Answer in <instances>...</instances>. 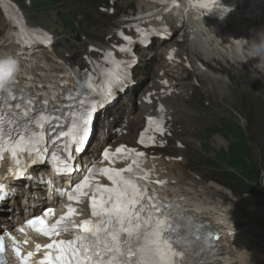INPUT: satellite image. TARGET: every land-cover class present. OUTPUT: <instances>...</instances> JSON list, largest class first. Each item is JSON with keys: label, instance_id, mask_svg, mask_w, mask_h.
Wrapping results in <instances>:
<instances>
[{"label": "bare ground", "instance_id": "1", "mask_svg": "<svg viewBox=\"0 0 264 264\" xmlns=\"http://www.w3.org/2000/svg\"><path fill=\"white\" fill-rule=\"evenodd\" d=\"M237 30V28H235ZM186 43L185 46L182 48L183 52L187 51V53L190 55L200 56L202 55L204 60H207V56L211 53L212 49L209 44L207 47V39L205 37V31L201 29L197 25H186ZM14 27H9V29L6 32V35L0 39V62L3 61H11L10 56L5 57V53L8 49L13 48V42H14ZM236 32L233 31H227L226 34L223 36H219L218 38L221 40L223 45V58L229 59V58H235L239 56L240 54L244 53V49L242 47L241 41L236 42L231 37H236ZM188 37H190V41H188ZM215 42V39L212 40ZM16 46V44H15ZM87 45L83 47V54H86ZM216 51L214 52V55H216L219 52V48H215ZM32 48H27V50H24L23 59L21 63H16V65L20 66L19 70H16V72H19V74L24 75V70L27 68V71L30 72L28 74L29 78L24 79L23 82L25 88H29L34 84V80L36 78L39 79V81H43L41 79L46 78L44 81L45 84L48 86L53 87L56 89H61L63 86L62 84H57L55 80H61V78L66 80H71V75L68 74V68L67 64L69 66L76 65L80 68L87 66V63L85 60H87L86 57H77L75 54L69 53V55H65L66 51H62L60 53L59 51H53V55L50 57V61L47 58V60H41V67H37L36 69H39V71L36 70L34 72V67L36 66V62L32 60ZM204 52V53H203ZM206 52V53H205ZM264 56V53L262 54ZM17 56V55H16ZM43 58L46 56H42ZM2 58V59H1ZM24 64V65H23ZM66 64V65H65ZM26 74V73H25ZM17 77H21L20 75ZM61 77V78H60ZM173 81V80H172ZM50 82V83H48ZM174 82V81H173ZM152 88H158L157 81L152 82V86L149 87V90ZM53 89V92H54ZM51 90V89H50ZM175 92L172 94H176L174 97L175 99H180L181 92L177 89L174 90ZM54 94V93H53ZM167 98V97H166ZM165 98V99H166ZM130 125H133L132 121H129ZM171 126H173V121H171ZM127 139V136L123 137V141ZM176 149L180 150V153L183 152V147H177L176 143ZM163 155H158L154 157V159H148V162H154L156 161V164L162 168L168 169V171H165L161 176L166 177L167 179L172 180V177L170 174V167L168 168L166 166V162L164 161ZM169 163L168 165H170ZM174 164V163H173ZM172 164V167H174ZM184 183L180 182L178 179H174V182L171 183V195L181 197L183 202H186L188 205H197V208H204V210L201 213H215V223H218V225L223 228L227 233H229L230 238L234 239V244L227 248L224 247L222 249L225 250L223 255L214 260L212 263L208 264H245L247 261L246 259L250 256V246L252 243L250 240L246 237L249 235H253L249 228L257 227L261 230L260 234V240L264 241V207L260 205H254L251 201V198H244V199H238L235 197V201L232 203V211L230 204H222L220 202H213L211 204L210 202H205L199 198L198 195H196V186L195 185H188L187 187L181 186ZM215 188H217L215 184H213ZM223 192H226L230 194L229 189L224 188ZM224 198V195L221 196ZM199 198V199H198ZM254 202V201H253ZM230 206V207H229ZM227 241H231L230 239H227Z\"/></svg>", "mask_w": 264, "mask_h": 264}, {"label": "rangeland", "instance_id": "2", "mask_svg": "<svg viewBox=\"0 0 264 264\" xmlns=\"http://www.w3.org/2000/svg\"><path fill=\"white\" fill-rule=\"evenodd\" d=\"M19 3L24 7V11L27 12V16L28 18L31 19L32 23L34 24H40L43 27L51 30V31H55L58 34L62 35L64 32H67L65 30H61L57 28V25H55V23H53V19L54 18H59V17H54L53 19H48L46 18L45 15H43V13L40 12H44V6H39L37 5L35 8L38 9L39 12H33L32 9L30 7H27L28 5H26L24 3V0H18ZM41 4V3H40ZM98 15H100L101 13L97 12ZM57 16H59L60 14H55ZM104 23H111L112 21L110 20V18H102ZM57 24V23H56ZM6 28L5 25V21H3L1 19V15H0V35L3 34L4 30ZM103 32V30L101 28L97 29L96 33L97 34H101ZM58 47L61 48H67V45H71V42L66 43L65 41L62 40V38L60 37L58 39L57 42ZM146 64L143 65L144 69H148V73L147 78L148 77H152L153 73L155 72L154 70V66H155V62H152V64L149 66V64H147V61H145ZM198 84L199 87V93L201 95V97L204 99L205 103H211L213 105L209 106L210 109L208 108H201L200 110L205 111L210 118H212V121H218V119L222 118L223 116H230L232 115L231 113H233L231 111L232 108H235L234 105H237L240 108V112H241V116H242V121H246V126H247V137L249 140H251V145H253V151H257L260 156L257 157L256 162L259 165L263 164V154H264V129H260L257 125V118L253 115L252 112V108H249V105L247 103H245V100L243 98H241L240 100H237L235 98L234 95L230 96V98H228V100L225 101V105H223V99L219 98L218 92L215 89H212L211 87L208 86L207 82L205 81V78L203 75H199L198 77ZM184 84L189 85L191 82L190 81H184ZM256 87L258 88L259 94H261L262 96H264V93L262 92L263 89L262 87L256 85ZM254 96L256 97L257 101L261 104L260 99L258 97L257 94L253 93ZM251 104V103H250ZM122 106H126V102H124L122 104ZM251 106H253V110L257 111L258 110V106L255 103H252ZM262 106V105H261ZM196 111V110H195ZM236 117V116H234ZM233 117V119H234ZM217 136V135H214ZM212 146H218L219 144L215 141L212 140ZM185 154L188 157V163L189 166L195 163V161H201L197 154L196 151L193 150V147L191 145H187L185 148ZM180 166H182L183 162H177ZM195 165V164H194ZM191 168V166H190ZM195 169L198 171L202 172V178L200 180H202L203 182H208L207 178H212V176L214 175V170L212 168L206 167L204 165L202 166H196L195 165ZM189 178L193 180V178L198 179V177H196V175L190 173L189 174ZM187 183V182H186ZM214 189L211 190L208 195L211 198V194L213 193ZM244 194L241 193V196H243ZM251 198H253V201L256 203L261 204L262 206H264V192L260 191L258 194L256 193H252L250 195ZM212 200V199H211ZM254 205H257L255 203H253ZM257 264H264V253L259 256L257 259Z\"/></svg>", "mask_w": 264, "mask_h": 264}]
</instances>
